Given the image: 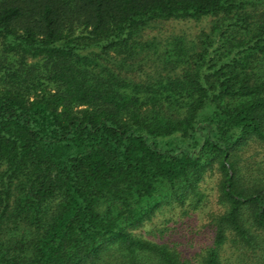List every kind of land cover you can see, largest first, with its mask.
<instances>
[{
	"label": "trees",
	"instance_id": "1",
	"mask_svg": "<svg viewBox=\"0 0 264 264\" xmlns=\"http://www.w3.org/2000/svg\"><path fill=\"white\" fill-rule=\"evenodd\" d=\"M0 264H264V0H0Z\"/></svg>",
	"mask_w": 264,
	"mask_h": 264
},
{
	"label": "rangeland",
	"instance_id": "2",
	"mask_svg": "<svg viewBox=\"0 0 264 264\" xmlns=\"http://www.w3.org/2000/svg\"><path fill=\"white\" fill-rule=\"evenodd\" d=\"M200 25L199 22H196L194 20H180V21H171L167 25L168 27H172L175 30H179V28H184L185 30H193L197 28ZM203 186L206 187V190L210 193V198L213 199L215 195V190L213 188V178L208 177L206 181L203 183ZM161 219V215L154 218L156 225L159 223V220ZM203 222H205V217L202 215V213L193 214L192 216H186L183 217L180 221H170L169 225H171V231L172 236L177 237L180 240H189L190 238L194 239L195 241L201 240L204 238L205 233L207 232V227L203 225ZM150 227H155L153 224H148L143 229L146 232V229ZM144 232V233H145Z\"/></svg>",
	"mask_w": 264,
	"mask_h": 264
}]
</instances>
